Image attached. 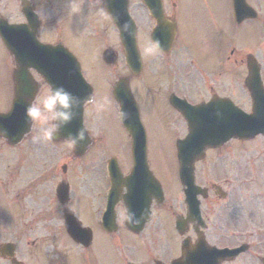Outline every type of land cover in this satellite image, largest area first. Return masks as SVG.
<instances>
[{"label":"flooded vegetation","instance_id":"obj_1","mask_svg":"<svg viewBox=\"0 0 264 264\" xmlns=\"http://www.w3.org/2000/svg\"><path fill=\"white\" fill-rule=\"evenodd\" d=\"M26 2L29 22L22 15L20 0H0V19L23 28L33 43L63 47L75 56L80 67V55L92 66L103 51H113L116 63L112 68L121 65L129 81L136 76L129 74L113 19L132 20L140 61L137 77L144 75L145 82H126L130 94L140 115L141 111L153 110L148 99L154 97L159 108L179 125L178 134L188 130L182 109H189L195 124L200 122L199 117L206 116L208 103H212L214 114H227L228 105L233 111L250 113L252 97L246 86L253 77L250 69L258 74L264 88V0H105L103 15L93 9L91 0ZM149 7L174 28L173 42L166 51L155 48L150 40L154 20ZM245 35L254 36V50L243 41ZM3 49L0 42V50ZM9 58L12 73L14 61ZM149 68L153 74L147 76ZM33 76L38 97L46 85ZM9 81L0 82V113L8 111L14 96L13 82ZM113 83L88 82L95 101ZM27 89L30 91V86ZM23 97V102L29 104L28 94ZM98 146L93 141L84 154L83 157L87 156L91 150L96 153L90 156L91 171L86 169L91 174L89 179L82 182L83 169L78 170L77 186L69 177L62 179L49 163L43 166L45 170L37 184L48 186L38 220L46 238L30 240V210L19 209L13 224L0 225V263L90 264L89 259L98 255L93 224L107 238L100 244H112L113 234L99 226L110 187L106 164L113 159L125 177L131 171L132 161L129 148L122 154ZM100 150L104 158L97 168L93 165L97 158L94 157ZM146 161L150 174L139 184L142 191L132 195L137 185L129 190L122 187L113 205L117 230L124 226L121 217L125 210L133 220L140 221L131 224L140 227L138 233L127 232L135 237L144 254L127 257L124 264H169L183 258L182 252L190 257L210 255L215 264H264V136L232 137L205 149L203 156L193 163L187 200L179 180L169 183L166 169L153 155L150 158L147 150ZM62 182L70 195L60 202L55 197V187ZM67 211L90 239L74 243L66 237L63 220ZM153 243L158 247L156 257L150 252Z\"/></svg>","mask_w":264,"mask_h":264},{"label":"rangeland","instance_id":"obj_2","mask_svg":"<svg viewBox=\"0 0 264 264\" xmlns=\"http://www.w3.org/2000/svg\"><path fill=\"white\" fill-rule=\"evenodd\" d=\"M243 41L250 44L249 49L254 50V36L245 35ZM80 60L82 61L84 77L88 82H114L117 77H122L126 74L121 65L113 69L104 70L99 62L96 65H87L83 55H80ZM10 69V58L3 50H0V82H9ZM151 71L152 68L146 70L147 76L152 73ZM129 82H145V76H136ZM42 94L43 92H41L40 96ZM148 102L153 110L141 111L140 115L147 153L150 158L153 155L157 159L163 170L166 169L165 173L169 183L171 180L175 182L177 179L174 144L183 134H178L179 125L171 115L166 114L159 108L154 97L149 98ZM96 104L101 106L99 113H97L95 106L92 104L85 110V128L92 138L95 137L100 142L98 145L102 146V148H110V150L112 148L114 149L113 151L124 154L128 144L127 135L120 121L116 118L117 111L115 104L109 96V90L101 93V97L97 98ZM40 134V126L33 123L31 131L24 137L15 150L12 151L5 144H2L0 150V225L2 223L5 225L13 224L15 222L14 215L19 209L30 210V240L41 237L46 238L47 235L45 229L39 226L41 222L38 220V216L39 207L45 201V198L43 200V196L48 185L46 183H39L33 187L31 185L36 180V176L41 174L43 166L49 162L51 167L56 168L57 174L62 175L60 167L65 165L66 173L62 175V179L67 180L69 177L77 186V180L75 181L77 178L75 177L78 170L83 169L82 182L89 179L91 175L89 172L91 171L90 156L96 154L94 150H91L90 154L81 158V162H77L72 156V148L68 143L59 142L53 144L50 141L42 140L39 144H33L31 137ZM100 134L102 135L101 138L99 137ZM101 150L99 151V155L97 154L94 157V159L97 158L95 160L96 163L93 165L97 166V168L104 155ZM88 168L89 171L86 170ZM98 181L100 189V176L98 177ZM74 190H76L75 186ZM92 229L95 235L94 238L98 241V255L95 259H89L91 263L124 264L123 260L127 259V257L132 258L136 254L139 256L140 254H144L140 251L135 237L131 236L122 227L111 237L112 244L110 246L100 244L101 241L107 240V238L100 234L99 228L95 224L92 225ZM58 237L62 238V236ZM161 238L164 237L162 236ZM137 239L139 240V238ZM152 246L153 251L150 245V252H153V255L156 257L158 247L154 243ZM147 248L149 249V245ZM137 261L138 258L134 262Z\"/></svg>","mask_w":264,"mask_h":264},{"label":"water","instance_id":"obj_3","mask_svg":"<svg viewBox=\"0 0 264 264\" xmlns=\"http://www.w3.org/2000/svg\"><path fill=\"white\" fill-rule=\"evenodd\" d=\"M106 60H110V56L106 57ZM38 73L42 75V77L48 82V84L55 86H61L62 82H78L77 87L83 86L84 81L82 80L79 70H73L70 68L59 70V69H46V70H38ZM26 79H30L26 72L24 70L18 69L15 74V80L16 82H25ZM254 82L248 83V85L251 87L252 83L254 87H252V92L255 91L256 83H257V75L254 74V76L251 78ZM121 82L118 87H122V82H126L125 79L119 80ZM259 84V83H258ZM84 95L81 98L82 100L89 97L88 93L83 92ZM255 95V94H253ZM122 97V99L120 98ZM115 98L119 102L120 110H123L125 113H127V118L123 120L122 125L125 127V129L128 131L131 142H132V152H133V160H134V169H139L143 164V157L141 155L144 154L145 151V139H144V133L141 128L137 113L134 111L132 112L130 110L129 105L127 104L126 100L123 98L122 93L115 91ZM260 99L258 98L257 101ZM257 102H255L256 104ZM13 110L8 113L7 115H0V131H2L4 134H6L8 137H20L28 132L29 130V123L26 120V117H18L16 115V104L13 106ZM257 108H254L253 115L249 117H242L239 118L238 131H227L224 134L217 133L218 128L215 127L212 123H207L206 126L211 128L212 134H202L199 135V133H193L197 130L198 124L194 125L195 129H192V131L186 136V138L178 143V159H179V176L181 178V181L183 184H188L191 181V177L188 179V176L192 174V159L193 157H197V155H201L202 149L209 145L213 141H218L217 143H220L230 137L231 135L237 134L241 137L246 136H253L258 133L264 134V111H261L259 105L256 106ZM15 110V112H14ZM77 115L76 118L67 126L62 128L59 132V135L54 138L61 139V140H67L70 134H75L76 130L80 127H82L81 123V114H82V107L78 108L76 110ZM229 121H231L230 118H226V124L228 127H232L233 125H230ZM222 123V122H221ZM216 124V123H215ZM223 125V124H221ZM216 128V130L214 129ZM19 139V140H20ZM89 140L88 137H86L85 141L82 144H78L77 146L73 147V153L76 157L82 155L85 150L86 146L88 145ZM204 145V147H203ZM141 156V157H140ZM117 176L113 173V176ZM127 180H131V177H129ZM126 182V181H125ZM116 188V187H115ZM66 193V188L61 187L60 188V195L61 197L64 196ZM67 222V232L69 235L76 239V229L78 226L74 222L73 217L66 216ZM188 261H184L183 264H188ZM178 264V263H175Z\"/></svg>","mask_w":264,"mask_h":264},{"label":"clouds","instance_id":"obj_4","mask_svg":"<svg viewBox=\"0 0 264 264\" xmlns=\"http://www.w3.org/2000/svg\"><path fill=\"white\" fill-rule=\"evenodd\" d=\"M93 9L99 14L103 15L105 11V0H91ZM71 12L74 11L72 4L70 5ZM85 103L95 106L97 113L101 111V106L96 104L93 97L82 100L80 97L68 91L65 87L47 85L44 93L25 108V117L29 125L33 123L38 124L41 129L40 135H33L31 142L39 144L42 140L53 141L59 134L60 130L69 125L77 115L76 110L82 107ZM116 118L123 122L127 118V113L123 110H117ZM88 130L85 127H80L75 134H70L67 138L70 146H77L82 144L87 135ZM122 221L137 225L139 220H133L132 215L125 210L121 217Z\"/></svg>","mask_w":264,"mask_h":264}]
</instances>
